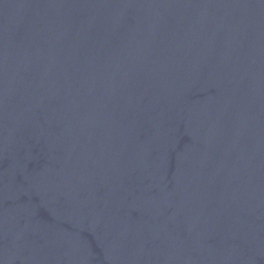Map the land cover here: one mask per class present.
I'll list each match as a JSON object with an SVG mask.
<instances>
[{"label": "water", "instance_id": "obj_1", "mask_svg": "<svg viewBox=\"0 0 264 264\" xmlns=\"http://www.w3.org/2000/svg\"><path fill=\"white\" fill-rule=\"evenodd\" d=\"M0 264H264V0H0Z\"/></svg>", "mask_w": 264, "mask_h": 264}]
</instances>
